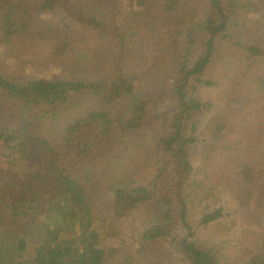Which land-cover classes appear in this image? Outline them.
I'll return each mask as SVG.
<instances>
[{
    "label": "trees",
    "instance_id": "16d2710c",
    "mask_svg": "<svg viewBox=\"0 0 264 264\" xmlns=\"http://www.w3.org/2000/svg\"><path fill=\"white\" fill-rule=\"evenodd\" d=\"M39 4L40 13L61 12L70 25L42 26L46 21L21 12L18 0H0V38L7 46L15 45L13 39L20 35L42 41L49 35V46L59 50L53 54L60 55L73 33H85L87 50L102 44L103 65L87 81L20 82L0 73L1 105L6 108L46 107L48 120H57L69 103L74 105L73 96L86 99L75 109L77 118L65 122L58 143L35 134L27 140L28 131L7 119L0 122V175H29L34 171L29 155L35 151L38 174L49 187L39 198L10 177L0 179V264H226L197 237L204 228L225 223L224 205L264 195V169L258 172L264 167V0H92L89 10L85 0ZM259 10L261 14H253ZM133 22L145 25L132 28ZM186 25L196 30L173 31ZM171 43L179 46L182 60L171 101L158 116L150 101L157 78L132 77L126 66L141 60L140 48L153 56L168 55L175 50ZM147 75L153 77L155 71ZM136 82L146 84V93H139ZM222 82L220 99L225 103L218 110L197 94ZM146 131L151 134L148 144ZM201 138L198 158L191 149ZM78 162L87 170L118 167L113 175L117 184L128 173L125 180L131 187H112V220L103 219L100 205L86 192L98 172L96 179H86L75 169ZM238 183L253 187L241 199L228 198L227 187ZM146 206L161 210L156 222L137 231L122 226L109 230L112 221ZM260 216L264 221V209ZM236 262L264 264V232L255 249Z\"/></svg>",
    "mask_w": 264,
    "mask_h": 264
},
{
    "label": "rangeland",
    "instance_id": "374dc122",
    "mask_svg": "<svg viewBox=\"0 0 264 264\" xmlns=\"http://www.w3.org/2000/svg\"><path fill=\"white\" fill-rule=\"evenodd\" d=\"M85 1L87 2V7L85 8L89 10L88 3L92 2V0ZM252 1L254 3L256 2V0ZM39 3L40 0H18L21 12H26V14L35 13L40 20L46 21L43 22L42 26L47 25V22L50 24H58L61 22L65 25H70V20L61 12L40 13L39 9H41V6ZM261 13L262 10H259L257 14L253 12L254 15H259ZM134 25L139 27L144 26L145 23L133 22L130 27L133 28ZM155 27L156 30H154L153 33L158 35V26ZM30 29L35 30L33 25L30 26ZM188 30H196V28H190L186 25L173 29V31H179L180 33ZM162 32L164 33L165 31ZM30 35L33 36L31 33ZM85 36V33H73L71 43L69 44L70 46L60 55H56L59 53V50L56 51L53 46H49L50 43H53V39H51L52 37L50 38L49 35H44V41L37 40V38L40 37L32 38L28 35H20L19 38L15 37V39H13V41L16 40V43H14L15 45H12L11 42L9 43L12 46H7L0 38V73L9 80H17L20 82L34 79L87 81L91 78H96L99 75V66L103 65L100 56H103L104 53L101 52V50L104 49L101 43H97L96 51H94V49L92 51L87 50L83 45V38H85ZM166 36L169 37V32ZM88 40L92 39L88 38ZM180 41L184 43L185 40L180 38ZM23 42L26 43L25 46L22 45ZM59 46L58 44L56 48ZM171 46L175 50L168 55L161 56H153L155 53L148 50L143 52L140 48L137 54L141 60L126 66L127 75L129 74L132 77L139 76L152 82L154 78H157L156 82L158 86H156L153 91L150 101L158 116L164 114L167 104L171 101L173 83L176 78L177 69L182 60L181 55L178 53V51L181 52L178 49L179 46L177 47L173 43H171ZM181 47L184 49V45ZM53 52L56 54L54 55ZM140 62V66H133ZM152 65H155V67H152ZM151 69L155 71L153 77L147 75V72ZM211 76L212 75H210V77ZM216 77L218 76L216 75L215 78ZM136 85L140 94L146 93V91H143L146 87L144 82H136ZM220 87L224 89L223 82L220 86H208L201 90L199 89L197 95L202 98L203 102L208 103L210 106H216L219 110L217 105H222L223 107L225 103L220 99V93L222 91H220ZM72 100L75 101L74 105L69 103L65 108L66 111L61 113L57 120H48L49 117L51 118V115L45 113L47 111L46 107H29L25 110L19 108L15 109L11 106L6 108L1 105L2 100L0 99V122L7 119L9 125L13 123L15 127H20L28 131L29 134L25 136L27 140L30 139L31 135L35 134L40 137H49L50 140L58 143L61 141V138L58 136L64 129L65 122L67 123L69 120L77 118L75 109H80L82 108V104H86L85 97L77 98L73 96ZM7 104L9 103H5V105ZM240 107L241 105H239L237 109H240ZM262 107L264 108V104H262ZM71 112H73V114H71ZM68 113L71 115L68 116ZM210 114L211 112L208 111L204 114L205 117L201 118L199 121L201 127H203V124L207 121ZM250 114L251 110L248 109L246 111L248 120L251 118ZM40 115H43V119H38ZM63 116H68L65 121L62 120ZM145 135L147 136L145 143L148 144L151 134L146 131ZM202 140L203 138L191 149L192 156L194 153L198 156L199 151L204 147ZM42 144L38 145L37 151L41 150ZM35 153L36 152L33 151L32 155H29V167L34 170L29 175L11 176V178L10 174L3 172L0 175V179L8 180L10 177V182L18 187H30L35 191L38 197L41 198L43 193H47L49 187L44 180L40 179V175L38 174L40 169L37 166L40 159L38 156H35ZM6 160L8 161V159ZM100 167H90V169L87 170L86 166L81 162L75 164V169L84 175L86 179H96V172H98V179L97 181L95 180L96 183L90 189L86 190V192L90 200H95L97 206L100 205V210L103 212V219L112 220V202L109 201L111 200L109 196L112 194V187L115 184V187L123 184H126V187H131L128 181L125 180L129 169L127 165L122 166V172L125 168L127 174L122 177V184H117V179H113V175L118 167H113L111 169H106L104 167L101 169ZM263 169L264 167H261V170L258 172L262 173ZM250 187L253 186H245L243 183H238L234 187L229 186L226 190V196L230 199H241V195L247 193ZM149 208L150 206H146L143 209L130 212L122 221H112L109 230L114 231L115 226L118 228L122 226L125 230L131 228L136 231L142 230L143 226L148 221L156 222L161 213L159 209L154 208L148 210ZM224 209L225 223L204 228L200 231V237H197V239L208 248L213 249L226 264H237V257L242 255L245 251L255 249L261 239V233L264 232V221L260 216V211L264 209V195L258 194L242 204L224 205ZM232 222H234V224H232ZM216 227L223 232L219 233Z\"/></svg>",
    "mask_w": 264,
    "mask_h": 264
}]
</instances>
